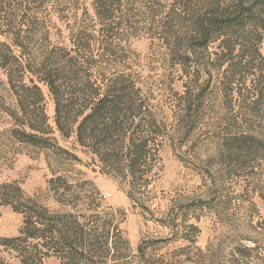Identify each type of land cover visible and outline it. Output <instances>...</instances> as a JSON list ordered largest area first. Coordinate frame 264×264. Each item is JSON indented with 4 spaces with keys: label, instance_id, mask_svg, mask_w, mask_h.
Instances as JSON below:
<instances>
[{
    "label": "rangeland",
    "instance_id": "rangeland-1",
    "mask_svg": "<svg viewBox=\"0 0 264 264\" xmlns=\"http://www.w3.org/2000/svg\"><path fill=\"white\" fill-rule=\"evenodd\" d=\"M199 8L197 0H0L2 31L32 29L53 46L81 33L96 41V51L110 37L114 69L136 88L128 99L135 110L126 117L128 142L148 143L141 172L128 175L117 136L113 155L102 162L75 133L58 130L46 86L48 128L40 135L50 140L31 143L23 134L31 131L0 111V264H20V253L5 241L24 237L26 214L35 207L84 216L91 227L93 216L111 213L121 238L89 248L112 251L95 264H264V32L223 37L183 66L184 38ZM246 47L251 53L244 56ZM0 109L16 112L1 70ZM15 244L40 250L42 264L68 263L40 240Z\"/></svg>",
    "mask_w": 264,
    "mask_h": 264
},
{
    "label": "trees",
    "instance_id": "trees-1",
    "mask_svg": "<svg viewBox=\"0 0 264 264\" xmlns=\"http://www.w3.org/2000/svg\"><path fill=\"white\" fill-rule=\"evenodd\" d=\"M197 2L200 8L193 18V30L184 38L188 53L181 55L180 64L183 66L191 62L197 50L208 49L213 42L223 37H226L227 42L232 36L239 40L249 36L259 38L257 34L264 32V0ZM100 3L106 5L105 2ZM97 14L103 19L102 13ZM8 26V31H2L0 23V34L6 39V42L0 44V70L16 100V112L0 111L6 112L17 126L31 131H23L31 143L50 140L40 135H46L48 128L42 90V86H46L55 102L56 125L65 137L75 133L82 147L90 149L102 162H106L113 155L110 152V141L117 136L118 149L129 160L128 175L141 172L138 171L143 168L140 159L145 155L148 143L139 144L136 139H129L128 142L126 119L128 112H135L132 107H128V99L136 94V88L128 86L127 77L114 69L113 66L118 63H114L116 56L111 49V38L98 41L100 51L95 50L96 41L92 37L83 38L81 33L65 43L53 46L48 35L37 38L32 29L23 34L20 30L16 31L14 26ZM44 41L51 44L44 48ZM247 53H251L249 47H246L244 56ZM111 70L117 73L106 82L104 77ZM260 83L264 84V77ZM261 93L264 95V87ZM186 95V113L190 114L193 94L188 90ZM260 103L262 100L259 98L258 105ZM147 126L152 128L153 125L149 122ZM30 210L26 214L24 237L5 241L8 247L20 253V264H42L43 259L40 250L31 254L18 249L15 244L17 241L27 244L31 239L40 240L43 247L55 251L59 259L67 261V264H95L97 257L108 258L112 251L106 249L101 255L90 249L109 244L115 246L121 238L118 224L111 213L93 216L96 227H91L87 223L89 219L85 223L81 221L84 216L49 215L46 208L37 211L35 207ZM112 256L115 259L122 257L117 252Z\"/></svg>",
    "mask_w": 264,
    "mask_h": 264
}]
</instances>
